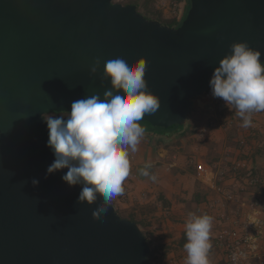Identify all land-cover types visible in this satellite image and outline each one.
<instances>
[{"label": "water", "instance_id": "1", "mask_svg": "<svg viewBox=\"0 0 264 264\" xmlns=\"http://www.w3.org/2000/svg\"><path fill=\"white\" fill-rule=\"evenodd\" d=\"M179 27L113 0H0V264H149L140 226L112 204L78 203L80 185L48 175L55 155L44 116L111 89L106 61L144 58L161 107L140 123L185 126L230 45L247 41L264 62V0H189ZM98 73L90 72L95 60ZM37 179L38 185L32 180Z\"/></svg>", "mask_w": 264, "mask_h": 264}, {"label": "clouds", "instance_id": "2", "mask_svg": "<svg viewBox=\"0 0 264 264\" xmlns=\"http://www.w3.org/2000/svg\"><path fill=\"white\" fill-rule=\"evenodd\" d=\"M226 55L215 68L210 80L214 98H221L236 110L242 127L252 126L253 113L264 111V62L262 53L247 41L230 45ZM104 64L102 79H109L111 89L103 98L92 94L76 100L67 116H44L49 130L48 147L55 155L47 174L68 169L62 176L69 186L80 185L78 203L91 206L98 198L102 202L92 211L93 219L103 221L113 200L124 192L123 183L130 174V153L138 150L145 129L140 122L146 115L161 107V99L149 90L145 79L147 64L144 58L129 65L124 57ZM101 61L97 58L90 68L96 75ZM151 163H146L140 175H150ZM37 179L32 184L38 185ZM209 214L189 213L185 221L187 253L185 264H210L211 229Z\"/></svg>", "mask_w": 264, "mask_h": 264}, {"label": "rangeland", "instance_id": "3", "mask_svg": "<svg viewBox=\"0 0 264 264\" xmlns=\"http://www.w3.org/2000/svg\"><path fill=\"white\" fill-rule=\"evenodd\" d=\"M113 2L122 5H129L132 3L138 5L139 13L148 17L149 20L156 19L163 25H168L170 20H178V18L182 17L187 6V0H113ZM192 110L193 111L190 113V122L194 125L197 131L200 132L198 135H200L199 137H201L202 140L206 141L212 136L219 135L226 145L228 147L230 146L229 151L225 152L223 155L225 158L221 159L223 162L217 161L214 163L213 170L215 169V172L219 170L226 171L227 168H230L232 163L226 161V158L228 157L233 161L238 159L236 156L237 153L232 152L231 148H234L237 145L238 151L239 141L246 137H255L258 139L259 136H257V133L260 132V125L263 126L264 124L257 119V113H253L252 126L244 128L241 126L242 120L236 114V110L224 103L208 104L204 96L194 99V107ZM258 113L261 114L264 113V111ZM48 115L58 117L60 114ZM67 115L68 114H65L64 116ZM254 115H256V117ZM260 148L261 153L259 156L264 158V142H261ZM171 155V153L168 154V156ZM216 155L221 156L219 153ZM169 158L173 157H168V159ZM218 159L216 158V160ZM166 163L169 164V161ZM190 167L194 168V165L191 164ZM166 169L168 188L171 191V194H173V202L171 201L170 203L164 200L161 204L169 208V213L161 215L158 206H144L138 204L136 201L132 202L130 199H127L126 191L129 187H127L125 183H123L124 192L119 198L121 203L126 206V209L116 208V210L124 219L133 218L139 222H143L144 231L149 241L152 243V247L157 250V260L154 261V264H185L187 253L184 247L180 245V235L182 233L179 228L181 226L178 224H185L189 213H206L204 206L202 207V204L205 201L196 203L195 195L197 193H205L207 190L206 185L197 179L194 182L193 188V186L190 187V181L185 179L181 181L176 177L178 174L182 177L186 171L178 168L168 169L166 167ZM253 169L255 175L262 179L263 176L260 175L259 169L254 168V166ZM178 189L179 191H177ZM238 199L239 202L241 201L240 203H245L247 205L252 202H258L264 208V190L261 188L248 186L246 184L244 185V190L239 193ZM120 206L119 203V207ZM232 209L231 217H234L236 210L234 207ZM215 224L216 221L213 220L210 237L212 244L210 250V264H222L220 260L223 257V254L212 242L213 236L217 231V225Z\"/></svg>", "mask_w": 264, "mask_h": 264}, {"label": "crops", "instance_id": "4", "mask_svg": "<svg viewBox=\"0 0 264 264\" xmlns=\"http://www.w3.org/2000/svg\"><path fill=\"white\" fill-rule=\"evenodd\" d=\"M190 115L187 120L188 124H186L181 130H171L166 133L151 132L148 135L144 134L141 143L138 145V150L134 153H130V174L124 182L127 187H129L126 191V195L128 197L127 199H130L132 202L136 201L140 205L158 206L161 215H166L169 213V208L163 206L161 204L162 201L173 202V194H171V191L168 188L166 167L168 169H182L186 172L182 177H180L179 174L176 175L179 180L183 181L185 179L190 181V187L193 186V188L196 179L206 185V190L209 195L202 204V207L204 206L206 214H209L214 218L213 220L216 221L215 225H217L218 230L220 229L218 219H216L218 212L210 207L213 193L212 190H210V185L207 182L206 177L203 176L200 170H198V167L201 165L205 172L212 171L215 162H223L221 159L225 158L223 155L225 152L229 151L230 146L228 147L219 135L212 136L206 141L202 140L201 137H199L200 135H198L200 132L197 131L194 125L190 122ZM254 116L256 117V115ZM257 119L263 124L264 113H257ZM260 126V132L257 133V136H259L258 139L255 137L245 138L247 141V148L244 150L245 153L238 152L237 145L231 149L232 152L237 153V158L250 160L251 166L258 168L260 175L264 178V158L259 156L261 153V142H264V124L263 126ZM169 153L172 155L168 156ZM217 153H219V155L221 154V156L216 155ZM168 157L173 158L168 159ZM214 157L219 159L216 160ZM167 161H169V164L166 163ZM226 161L231 163L233 160L227 157ZM146 163H151L152 167L149 169V172L150 175L156 176L155 180L140 175V170ZM191 164L194 165V168L190 167ZM263 178L262 180H264ZM261 189L264 190V187H261ZM177 191H179V189ZM119 203L121 205L120 207ZM112 204L117 209H126V206L121 203L119 196L113 200ZM233 207L235 210L238 209L236 205L230 204L227 209V215H231ZM178 225L181 226L179 228L183 234L185 232V224L179 223ZM182 234L180 235V238H182ZM220 261L222 264H226L224 257H222Z\"/></svg>", "mask_w": 264, "mask_h": 264}, {"label": "built area", "instance_id": "5", "mask_svg": "<svg viewBox=\"0 0 264 264\" xmlns=\"http://www.w3.org/2000/svg\"><path fill=\"white\" fill-rule=\"evenodd\" d=\"M204 97L208 104H226L221 98L212 96L211 88ZM246 148L247 141L241 139L238 152L245 153ZM231 163L226 171L215 172L214 169L205 172L201 165L198 167L213 193L210 207L218 212L220 229L214 234L212 242L222 252L226 264H264V210L258 202L247 205L238 199L244 185L263 188L264 180L255 175L250 160L238 158ZM230 204L238 206L234 217L227 215Z\"/></svg>", "mask_w": 264, "mask_h": 264}, {"label": "trees", "instance_id": "6", "mask_svg": "<svg viewBox=\"0 0 264 264\" xmlns=\"http://www.w3.org/2000/svg\"><path fill=\"white\" fill-rule=\"evenodd\" d=\"M133 4V3H132ZM133 5H135V4H133ZM137 6V8L139 9V7H138V5H136ZM189 9H190V1L189 0H187V6H186V9H185V12H184V15L182 16V18H181V20L180 21H178V20H170L169 22V24H168V26H170V27H179L180 25H181V23L183 22V20L186 18V16H187V13H188V11H189ZM146 17V16H145ZM147 19H149L148 17H146ZM154 20H156V19H154ZM194 101V100H193ZM192 111V110H191ZM61 115H65V114H60V115H58V116H61ZM141 124V126L142 127H144V129H145V134L146 135H148V134H150L151 132H169V131H171V130H181V129H183L185 126H182V127H179V126H174V127H172V128H170V129H162V128H154V127H152L151 125H149L148 123H140ZM209 195V193L206 191L205 193H202V194H200V193H197L196 195H195V201H196V203H200L201 201H205L206 199H207V196ZM129 218V217H128ZM128 220H131V221H133V222H136L139 226H140V228L142 229V232H143V234H144V236L146 237V239H147V241L150 243V245H151V248H152V251H151V253L148 255V257H147V260H148V262H149V264H154V261H156L157 259H156V255H157V250L154 248V247H152V243L149 241V239H148V237H147V235H146V233H145V231H144V225H143V222H139V221H137V220H135V219H133V218H130V219H128ZM186 243V235H185V232L183 233V235H182V238H181V241H180V245L182 246V247H184V244ZM160 261V260H159Z\"/></svg>", "mask_w": 264, "mask_h": 264}]
</instances>
